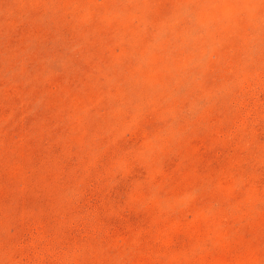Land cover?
<instances>
[{
	"label": "rangeland",
	"instance_id": "rangeland-1",
	"mask_svg": "<svg viewBox=\"0 0 264 264\" xmlns=\"http://www.w3.org/2000/svg\"><path fill=\"white\" fill-rule=\"evenodd\" d=\"M0 264H264V0H0Z\"/></svg>",
	"mask_w": 264,
	"mask_h": 264
}]
</instances>
